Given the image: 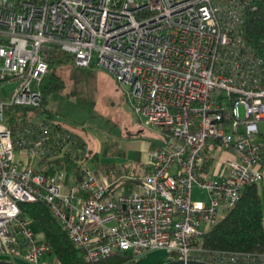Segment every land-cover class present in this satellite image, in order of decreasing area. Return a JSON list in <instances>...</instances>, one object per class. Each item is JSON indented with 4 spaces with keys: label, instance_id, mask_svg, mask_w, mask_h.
Instances as JSON below:
<instances>
[{
    "label": "built area",
    "instance_id": "obj_1",
    "mask_svg": "<svg viewBox=\"0 0 264 264\" xmlns=\"http://www.w3.org/2000/svg\"><path fill=\"white\" fill-rule=\"evenodd\" d=\"M250 5L0 0V259L41 264L49 247L19 206L40 200L89 261L163 251L170 260L264 264V252L199 244L245 185L261 183L264 194V61L241 33ZM51 44L76 65L108 71L141 124L160 129L163 143L139 173L109 180L71 130L48 120L6 123V106H40ZM7 82L15 86L3 94ZM65 155L75 168L46 172ZM126 180L135 188L121 189ZM193 185L205 188V201L191 198Z\"/></svg>",
    "mask_w": 264,
    "mask_h": 264
},
{
    "label": "trees",
    "instance_id": "obj_2",
    "mask_svg": "<svg viewBox=\"0 0 264 264\" xmlns=\"http://www.w3.org/2000/svg\"><path fill=\"white\" fill-rule=\"evenodd\" d=\"M250 6L243 15L241 33L264 61V0H251ZM45 56L48 69L38 85L42 92L40 106H44L48 93L66 86V79L63 75L64 65L70 60L74 61L71 54L53 44L45 49ZM35 108L37 107L28 105L6 106L5 121L10 126H13L15 121H32L37 116ZM46 112L44 120L53 122L50 120V111L46 110ZM53 123L56 126L64 127L61 125L62 123ZM108 155L123 156L124 152L115 148V144L112 143L108 147ZM85 158L92 160L96 172H105L108 179L112 181L121 175L137 174L143 166L135 157L130 165L125 163L117 165L113 162L101 161L99 153L89 147ZM77 164L68 155H65L48 161L46 172L51 173L61 168L69 170L75 168ZM115 184L113 186H116ZM19 206L23 216L39 223L43 241L49 247L47 254L53 255L55 258L53 264H124L128 261V257L120 254H113L95 261L86 260L75 249L66 231L42 201H20ZM199 244L206 249L215 251L264 252V194L261 183L245 185L237 203L218 216L215 223L201 235ZM168 260L170 258L165 261Z\"/></svg>",
    "mask_w": 264,
    "mask_h": 264
},
{
    "label": "rangeland",
    "instance_id": "obj_3",
    "mask_svg": "<svg viewBox=\"0 0 264 264\" xmlns=\"http://www.w3.org/2000/svg\"><path fill=\"white\" fill-rule=\"evenodd\" d=\"M64 67L66 86L48 93L44 106L35 108L36 119H45L46 110H49L51 121L64 123L80 131L89 146L97 148L102 157L104 154L108 155L104 150L106 144L109 147L114 143L115 148L123 150L127 158H131L133 154L137 158L145 152L146 143H163L156 132L144 127L137 119L126 104L122 89L108 71L93 63L89 66H79L72 60ZM14 86L15 82H7L1 93L7 94ZM239 110L241 113V106ZM258 127L264 132V119L258 121ZM129 160L126 159L125 164ZM127 188H135V185L121 187ZM191 198L205 201V188L193 185ZM33 227L36 228L35 223ZM36 238L43 239L40 229L36 231ZM169 258L170 255L166 254L165 260ZM54 259L53 255L45 254L41 262L43 260L44 263L51 264ZM10 260L17 264H31L21 258L10 257Z\"/></svg>",
    "mask_w": 264,
    "mask_h": 264
},
{
    "label": "crops",
    "instance_id": "obj_4",
    "mask_svg": "<svg viewBox=\"0 0 264 264\" xmlns=\"http://www.w3.org/2000/svg\"><path fill=\"white\" fill-rule=\"evenodd\" d=\"M114 80V79H113ZM125 102H126V104L128 105V106H130L129 105V103H128V101L126 100V98H125ZM130 109H131V107H130ZM132 111V110H131ZM135 115V114H134ZM34 119H36V117L34 118ZM138 119V118H137ZM57 123H61V122H57ZM62 126H64V127H67L68 129H70L72 132H73V134L76 136V137H78V139L83 143V145H85L86 146V149H88V147L89 148H91L90 146H89V144H88V142L84 139V137H83V135L81 134V132L80 131H78V130H75V129H73V128H70V127H68L67 125H65L64 123H62L61 124ZM150 130H152V131H154V132H156L160 137H161V139L163 140V137L161 136V133H160V129L159 128H156V127H152V128H149ZM263 137H264V135H263ZM159 144H154V143H152V142H148V143H146V145L144 146L145 147V152H143V153H141V156H136L137 157V159H138V161L140 162V163H142V169H144L145 168V166H144V164H143V161H144V159H145V156H146V154H147V152L148 151H150V150H152V149H154V148H156L157 146H158ZM93 149V148H92ZM93 150H95V151H97L98 153H99V159L101 160V161H109V162H113V163H115V164H117V165H121V164H123V163H125V161H126V159H130L129 160V162L127 163L128 165H130L131 164V162H132V159L135 157V155L133 154L132 156H131V158H127L126 156H110L109 155V157H108V155H103V157L100 155V152L97 150V148H94ZM104 150L105 151H107V154H108V145L106 144L105 146H104ZM87 160V162L90 164V166H92L93 168H94V170H95V167H94V164H93V162H92V160L91 159H86ZM142 169H140V170H138V171H141ZM68 170V169H67ZM70 170V169H69ZM68 170V171H69ZM96 171V170H95ZM103 171H99V172H97V173H102ZM103 173H105V172H103ZM106 174V173H105ZM107 175V174H106ZM133 175H135V174H133ZM108 176V175H107ZM127 185V184H126ZM125 184L124 185H122V187L123 186H126ZM129 185H135L134 183H131L130 182V184ZM31 219V218H30ZM31 221H32V227H33V223H35L36 224V228H34L33 227V229L35 230V233H36V231L37 230H39L40 229V225H39V223L37 222V221H35V220H32L31 219ZM43 240V239H42ZM120 255H122V256H125V257H128V261L127 262H125L124 264H159L160 262H164L165 261V258H166V253L165 252H163V251H150V252H147L146 254H144V255H141V256H138V257H133L129 252H123V253H120ZM22 259V258H21ZM11 261V260H10ZM11 262H13V261H11ZM18 262H19V260H18ZM21 263H22V261H20ZM15 264H17V263H15ZM40 264V263H39ZM41 264H46V263H44L43 262V260H42V262H41ZM51 264H52V261H51Z\"/></svg>",
    "mask_w": 264,
    "mask_h": 264
},
{
    "label": "water",
    "instance_id": "obj_5",
    "mask_svg": "<svg viewBox=\"0 0 264 264\" xmlns=\"http://www.w3.org/2000/svg\"><path fill=\"white\" fill-rule=\"evenodd\" d=\"M128 181H131V180H126L124 183H122V185L126 184ZM0 264H15V263L9 260L0 259ZM159 264H208V263L196 261V260H187V261L168 260V261L160 262Z\"/></svg>",
    "mask_w": 264,
    "mask_h": 264
}]
</instances>
